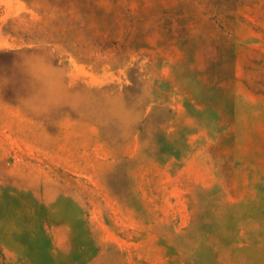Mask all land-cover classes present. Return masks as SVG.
I'll return each mask as SVG.
<instances>
[{
	"label": "rangeland",
	"instance_id": "obj_1",
	"mask_svg": "<svg viewBox=\"0 0 264 264\" xmlns=\"http://www.w3.org/2000/svg\"><path fill=\"white\" fill-rule=\"evenodd\" d=\"M0 264H264V0H0Z\"/></svg>",
	"mask_w": 264,
	"mask_h": 264
}]
</instances>
